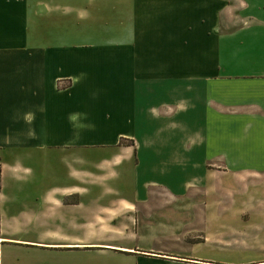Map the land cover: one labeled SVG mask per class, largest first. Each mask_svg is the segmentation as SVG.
I'll return each mask as SVG.
<instances>
[{
	"label": "crops",
	"instance_id": "obj_1",
	"mask_svg": "<svg viewBox=\"0 0 264 264\" xmlns=\"http://www.w3.org/2000/svg\"><path fill=\"white\" fill-rule=\"evenodd\" d=\"M0 264H264V0H0Z\"/></svg>",
	"mask_w": 264,
	"mask_h": 264
},
{
	"label": "rangeland",
	"instance_id": "obj_2",
	"mask_svg": "<svg viewBox=\"0 0 264 264\" xmlns=\"http://www.w3.org/2000/svg\"><path fill=\"white\" fill-rule=\"evenodd\" d=\"M100 151L101 149L98 148L84 149L83 151L77 154L78 157L76 156V153L71 152V186L75 185L81 187L78 191H75V193L77 194L71 196V208L73 209L79 210L91 207L97 208L98 205H109L111 203V200H108V198L98 199V201H96L97 199H95V197H97L98 195L106 192H117L115 195H112L110 197L112 199H115L117 197H124L129 200L132 199L133 193L136 189V184L134 181L135 178L133 174L131 175L130 170H127L125 168L122 169V166L116 167L115 169H111L113 170V172L108 176L109 178L105 181L96 178V183L92 184L89 182L90 175L87 172H96L92 171L94 164H91V159L93 161H98L100 158ZM39 154L45 159L46 157L49 158L45 165L46 168L53 166V168H57L59 173H61V176L66 178L68 172V166L66 163L68 158H65L66 161L64 159L65 163L62 162L63 157L66 154L61 152H42ZM74 160L77 162H74ZM73 167L77 169V172L73 170ZM61 183L63 182H60V184ZM40 186L42 187H40V189L38 190L43 189L44 186L47 187L48 182H43ZM151 191L155 193L164 192V190L160 188H153ZM91 196L93 197L92 199ZM200 202L203 203L204 207L206 201H199L197 203L199 208H201ZM156 204H158L157 207H161V205L164 203L160 205L158 202ZM170 207L174 208V205L168 206L167 208ZM80 235L86 236V234L83 233H81ZM201 248H203V250L207 249L206 247Z\"/></svg>",
	"mask_w": 264,
	"mask_h": 264
}]
</instances>
